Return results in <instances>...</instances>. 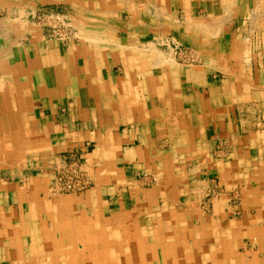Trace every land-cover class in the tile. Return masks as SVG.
Listing matches in <instances>:
<instances>
[{
  "label": "crops",
  "instance_id": "1",
  "mask_svg": "<svg viewBox=\"0 0 264 264\" xmlns=\"http://www.w3.org/2000/svg\"><path fill=\"white\" fill-rule=\"evenodd\" d=\"M223 1L0 0V264H230L231 252L264 264V34L247 53L226 30L182 70L154 40L179 26L144 17L184 11L168 33L204 45L203 28L227 21ZM230 2L231 19L264 26V0ZM45 7L85 39L50 38L30 19ZM226 37L235 56L220 51ZM238 54L251 68L229 66ZM85 144L100 147L87 159L95 187L42 198L60 154Z\"/></svg>",
  "mask_w": 264,
  "mask_h": 264
},
{
  "label": "rangeland",
  "instance_id": "2",
  "mask_svg": "<svg viewBox=\"0 0 264 264\" xmlns=\"http://www.w3.org/2000/svg\"><path fill=\"white\" fill-rule=\"evenodd\" d=\"M238 3L244 7L245 5V0H237ZM242 1V2H241ZM223 3H226L227 8L225 11L222 12V15H226V20L227 21H222L221 26L219 27H205L204 33L206 36V39L209 40V43H192V42H185V43H177L174 41V38L172 34H169L168 31H173L176 32L172 27L170 26L167 29L166 34L162 33L161 31L164 30H159V32L154 33L156 35V40L157 45L159 48H161L164 51L165 56L170 54V58H166V60H169L168 62H173L176 65L180 66L182 70L186 68H190L192 65H198L203 63L204 61V52L211 51L210 47L215 44L217 37L222 35L226 30H228L227 36L230 38V36L233 37H245L248 38L245 41L248 40L247 46H245L242 50V52H250L251 50H257L261 49V46H258V42L255 41L252 42L251 40L253 39L254 36L261 35L262 33L264 34V26H262L261 23L257 24H252L249 22L245 21L244 16H238L232 17V2L230 0H224ZM236 4V2H234ZM238 6V4H236ZM239 10H237L238 12ZM194 12V11H193ZM191 12L187 11L188 17L189 16H196L198 13L201 14L203 17L205 16V12L201 10V12ZM144 17L150 18L151 20H154L155 22H163L164 24L169 22L173 23L175 26H179L176 29L183 31L185 29L184 23H185V12L184 11H161L160 14L157 11H151V12H145ZM151 14V15H150ZM175 14V15H173ZM178 14V15H177ZM155 15V16H154ZM128 11L125 12L124 14V19L125 21L128 20ZM51 17V18H50ZM258 19H260V16L258 14ZM30 19L38 25V27H41L50 38L54 40H58L59 42L63 44H80L82 40L85 38V28L83 25H78L77 22L74 23L73 19L69 17L68 12L64 11L62 9L56 10V8H40V10H36L33 12H30ZM178 19L179 21L175 20ZM184 21V23L182 22ZM230 25V26H229ZM162 29V28H160ZM76 32V33H75ZM210 34V35H207ZM78 35V36H77ZM80 35V36H79ZM71 37L70 39H64V37ZM75 36V38L73 37ZM228 38H225L224 43H222L223 47L221 46V53L222 55H236V50L238 49H233L231 48L230 42H228ZM222 40V39H221ZM213 41V43H211ZM257 42V43H255ZM253 43V44H252ZM217 45V44H215ZM246 45V44H245ZM264 49V48H263ZM262 49V50H263ZM241 51V50H239ZM181 54V55H180ZM190 55V56H189ZM239 56H242V59H237V58H228L226 59L227 56H223L224 60L230 61L229 66H250L251 68V63H253L255 60H250V59H244L245 54H238ZM173 58V59H172ZM172 59V61H171ZM176 59V60H175ZM221 60V65H223L224 60ZM191 63V64H190ZM231 63V64H230ZM259 67V65H258ZM252 68L257 69V66L254 64L252 65ZM218 75H221L219 71H214ZM85 149V150H84ZM84 149H73V150H68L65 153L60 154L59 156V163L53 168L52 170H49L48 176H47V181L48 185L46 188L45 194H42V198L45 197L46 200H50L52 198H60V197H79L81 195L89 194L90 191L95 187V181L93 177H95V171H89L87 167V159L90 158L91 156V151L95 149L94 154H98L100 152V147H96L93 144H85ZM92 155V156H93ZM89 156V157H88ZM51 171V172H50ZM42 173L39 170H35L34 174L37 173ZM46 172V171H44ZM98 173V172H97ZM96 173V174H97ZM67 181L73 182V185L75 184H83L86 187L83 189H79L77 191H56L54 187L60 186L61 184H66ZM54 199V200H55ZM239 203L240 199L234 198L231 205L230 209L235 210L237 212L240 211L239 209ZM26 207V206H25ZM27 209V208H26ZM239 216V215H237ZM223 237V236H222ZM232 260L230 264H241L242 262L240 261L241 259H238L237 255L239 254L238 252L236 253V256L234 252H231ZM206 259L210 258L209 254H206L205 256ZM235 261V262H234ZM222 262L223 259H222ZM229 264V262H228Z\"/></svg>",
  "mask_w": 264,
  "mask_h": 264
},
{
  "label": "bare ground",
  "instance_id": "3",
  "mask_svg": "<svg viewBox=\"0 0 264 264\" xmlns=\"http://www.w3.org/2000/svg\"><path fill=\"white\" fill-rule=\"evenodd\" d=\"M125 2V1H124ZM141 2V1H140ZM139 2V3H140ZM182 2V1H181ZM143 3V2H142ZM116 4H118V3H116ZM150 4V3H149ZM256 5V4H255ZM150 6V5H149ZM225 6H226V4H225ZM102 7V6H101ZM255 8V7H254ZM79 9V8H78ZM86 9V8H85ZM139 9V8H138ZM151 9V8H150ZM198 9V8H197ZM94 10V9H93ZM87 11V10H86ZM97 11V10H96ZM134 12V11H133ZM97 13V12H96ZM101 13V12H100ZM113 13V12H112ZM111 13V14H112ZM198 13V12H197ZM110 14V15H111ZM129 14V13H128ZM113 15V14H112ZM151 15V14H150ZM178 15V14H177ZM155 16V15H154ZM194 16V15H193ZM51 18V17H50ZM124 19V18H123ZM126 19V18H125ZM211 19V18H210ZM89 20H91L90 18H89ZM94 20V19H93ZM191 19H189V21H190ZM86 21V20H85ZM128 21V20H127ZM134 21H135V19H134ZM201 22L203 23L204 21H197V20H192L191 21V23H193V24H195V25H200L201 24ZM128 23V22H127ZM131 23H132V21H131ZM188 23V22H187ZM136 25V24H135ZM192 26V25H191ZM85 27V26H84ZM127 27V26H126ZM135 27V26H134ZM194 27V26H193ZM24 28V27H23ZM129 28V27H128ZM130 29V28H129ZM76 33V32H75ZM207 35H210V34H207ZM78 36V35H77ZM80 36V35H79ZM85 38V37H84ZM125 38V37H124ZM88 39V38H87ZM89 40V39H88ZM91 41V40H90ZM93 41V40H92ZM91 41V42H92ZM138 41V40H137ZM245 45V44H244ZM118 46V45H117ZM125 46V45H124ZM131 47V46H130ZM133 48H135V47H133ZM246 48V47H245ZM158 49V48H157ZM243 50V49H242ZM146 51V50H145ZM181 55V54H180ZM211 55V54H210ZM190 56V55H189ZM160 59H161V57H160ZM173 59V58H172ZM172 59H171V61H172ZM176 60V59H175ZM156 61V60H155ZM158 61V60H157ZM169 63V62H168ZM170 63H173V62H170ZM176 63V62H175ZM165 64V63H164ZM191 64V63H190ZM4 81V80H3ZM3 83V82H2ZM8 83V82H7ZM1 85H3V84H1ZM3 87V86H2ZM160 157V156H159ZM164 157V156H163ZM165 164V163H164ZM87 184V183H86ZM31 193V192H30ZM3 197V196H2ZM24 198V197H23ZM61 199V198H60ZM63 199V198H62ZM215 201V200H214ZM19 202V201H18ZM20 204H22V203H20ZM67 204V203H66ZM1 205V204H0ZM37 207V206H36ZM35 207V208H36ZM169 211V210H168ZM21 213V212H20ZM122 213V212H121ZM106 214V213H105ZM127 214V213H126ZM11 217V216H10ZM9 217V218H10ZM43 219V218H42ZM83 219V218H82ZM170 219V218H169ZM23 220V219H22ZM145 221V220H144ZM3 222V221H2ZM137 222V221H136ZM73 223H74V221H73ZM93 223V222H92ZM172 223V222H171ZM29 225V224H28ZM70 225V224H69ZM74 225V224H73ZM41 226H42V224H41ZM101 226V225H100ZM187 226V225H186ZM20 227V226H19ZM43 227H45V226H43ZM71 227V226H70ZM83 227V226H82ZM93 227H94V225H93ZM139 228V227H138ZM185 228V227H184ZM187 228V227H186ZM9 229V228H8ZM75 230V229H74ZM99 230V229H98ZM140 230V229H139ZM11 231V230H10ZM65 231V230H64ZM88 231V230H87ZM137 231V230H136ZM103 232V231H102ZM73 233H74V231H73ZM96 233H98V232H96ZM104 233V232H103ZM146 233V232H145ZM32 234V233H31ZM70 234V233H69ZM140 234V233H139ZM143 234V233H142ZM103 235H105V234H103ZM34 236V235H33ZM66 236V235H65ZM71 236V235H70ZM75 236V235H74ZM74 236H73V238H74ZM82 236V235H81ZM165 236V235H164ZM86 237V236H85ZM84 237V238H85ZM68 238V237H67ZM90 238V237H89ZM52 239H54V238H52ZM70 239V238H69ZM83 239V238H82ZM101 239V238H100ZM66 240V239H65ZM64 240V241H65ZM105 240V239H104ZM198 240V239H197ZM201 240V239H200ZM204 240V239H203ZM7 241V240H6ZM48 241V240H47ZM69 241V240H68ZM67 241V242H68ZM107 241V240H106ZM169 242V241H168ZM57 243H59L58 241H57ZM63 243V242H62ZM204 243V242H203ZM34 244H36V243H34ZM73 244H74V242H73ZM102 244V243H101ZM154 244V243H153ZM108 245V244H107ZM128 245H129V243H128ZM141 245V244H140ZM149 245V244H148ZM182 245V244H181ZM151 246V245H150ZM177 246V245H176ZM48 247V246H47ZM77 247H78V245H77ZM146 247V246H145ZM148 247V246H147ZM175 248V247H174ZM52 249V248H51ZM80 249V248H79ZM40 250V249H39ZM95 250V249H94ZM24 251V250H23ZM85 251V250H84ZM137 251V250H136ZM91 252V251H90ZM94 252V251H93ZM138 252V251H137ZM64 253V252H63ZM95 253V252H94ZM139 253V252H138ZM61 254V253H60ZM65 254V253H64ZM103 254H105V253H103ZM143 254V253H142ZM98 255V254H97ZM102 256V255H101ZM142 256V255H141ZM155 256V255H154ZM29 257V256H28ZM140 257V256H139ZM143 257V256H142ZM194 257V256H193ZM95 258V257H94ZM27 259V258H26ZM25 259V260H26ZM34 259V258H33ZM117 259V258H116ZM139 259V258H138ZM142 259V258H141ZM28 260H30V258L28 259ZM12 261V260H11ZM31 261H33V260H31ZM95 261V260H94ZM141 261V260H140ZM224 264V263H223Z\"/></svg>",
  "mask_w": 264,
  "mask_h": 264
},
{
  "label": "built area",
  "instance_id": "4",
  "mask_svg": "<svg viewBox=\"0 0 264 264\" xmlns=\"http://www.w3.org/2000/svg\"><path fill=\"white\" fill-rule=\"evenodd\" d=\"M73 37L75 38V36H73ZM70 38L71 37H69V36H67V37L65 36L64 37V39H70ZM85 185H87V184H85ZM85 185H83V184H75V185H73V182L67 181L66 184H61V187L60 186H56V187H54V189L56 191H58V192L63 191V190L77 191L78 188L79 189L85 188L86 187Z\"/></svg>",
  "mask_w": 264,
  "mask_h": 264
}]
</instances>
